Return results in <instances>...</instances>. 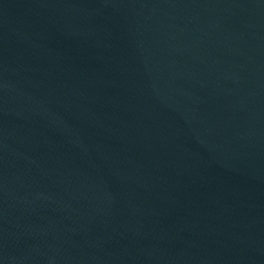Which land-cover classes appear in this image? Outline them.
I'll return each instance as SVG.
<instances>
[{
    "label": "water",
    "instance_id": "water-1",
    "mask_svg": "<svg viewBox=\"0 0 264 264\" xmlns=\"http://www.w3.org/2000/svg\"><path fill=\"white\" fill-rule=\"evenodd\" d=\"M0 264H264V0H0Z\"/></svg>",
    "mask_w": 264,
    "mask_h": 264
}]
</instances>
